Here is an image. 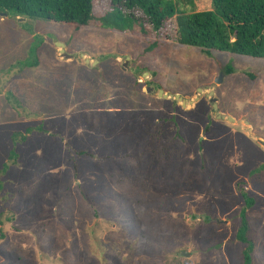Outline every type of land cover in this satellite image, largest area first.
Instances as JSON below:
<instances>
[{
	"label": "rangeland",
	"instance_id": "1",
	"mask_svg": "<svg viewBox=\"0 0 264 264\" xmlns=\"http://www.w3.org/2000/svg\"><path fill=\"white\" fill-rule=\"evenodd\" d=\"M145 48L101 25L0 15V264H243L241 190L264 264V60ZM27 127L43 131L14 144Z\"/></svg>",
	"mask_w": 264,
	"mask_h": 264
},
{
	"label": "trees",
	"instance_id": "2",
	"mask_svg": "<svg viewBox=\"0 0 264 264\" xmlns=\"http://www.w3.org/2000/svg\"><path fill=\"white\" fill-rule=\"evenodd\" d=\"M210 10L195 11L194 2L185 0H109V11L100 16L94 14L95 0H0V15L15 18L41 20L44 22L71 25L74 28L101 25L113 33L124 34L145 42L144 53H152L167 42L199 50L208 57L216 53H229L264 60V0H209ZM168 27V32L163 29ZM31 61L24 67L38 66L37 50L32 52ZM226 67V75L232 73ZM252 80L254 75H248ZM161 88V87H160ZM18 108L17 105H13ZM33 130L27 127L24 135L14 133L24 142ZM79 156H91L78 151ZM15 158V150L10 152ZM9 163L3 165L5 172ZM244 207L239 213L236 239L244 245L243 264H252L254 241L250 237L247 210L254 200L240 191Z\"/></svg>",
	"mask_w": 264,
	"mask_h": 264
},
{
	"label": "water",
	"instance_id": "3",
	"mask_svg": "<svg viewBox=\"0 0 264 264\" xmlns=\"http://www.w3.org/2000/svg\"><path fill=\"white\" fill-rule=\"evenodd\" d=\"M2 15H5V14H2ZM19 20H22V18H19ZM57 44H59V45H61L63 47V44H61V43H57ZM62 56L67 58V56L64 53H62ZM222 76H223V73H220L219 76L215 80L216 84H220L222 82ZM153 90L154 89L152 87H147L146 88V93H150ZM212 94L213 93L211 92L210 95H212ZM157 95H158V97H162L163 99H166V98L174 99L175 101L180 102L183 106L186 105V104H192V101H186V100L182 99L178 94H175V95L166 94V93H164V91L162 89L158 90V94ZM209 101L212 103L213 109L216 111V109H217L216 99L215 98H210ZM216 117H218L220 119H224V116L223 115H219L218 113H216ZM259 143L264 146V142L259 141ZM182 255L184 257H189V254L186 253V252H182Z\"/></svg>",
	"mask_w": 264,
	"mask_h": 264
},
{
	"label": "crops",
	"instance_id": "4",
	"mask_svg": "<svg viewBox=\"0 0 264 264\" xmlns=\"http://www.w3.org/2000/svg\"><path fill=\"white\" fill-rule=\"evenodd\" d=\"M82 57H85V62H88V60H86L87 57H86L85 55H83ZM68 58H69V56H67V59H68ZM89 58H90V57H89ZM70 62H71V61H68V63H70ZM116 62H118L117 58H116ZM39 63H40V62H39ZM25 129H26V128H25ZM24 132H25V130H24ZM14 133H16V132H14ZM14 133H12L11 136H10L12 142H13L12 137H13V134H14ZM29 135H30V134L26 135V140H27V137H28ZM26 140H25V141H26ZM25 141H24V142H25ZM15 143H16V142H15ZM15 143H14V144H15ZM10 152H11V151H10ZM10 152H9V157H11V156H10ZM6 163H7V162H6Z\"/></svg>",
	"mask_w": 264,
	"mask_h": 264
}]
</instances>
